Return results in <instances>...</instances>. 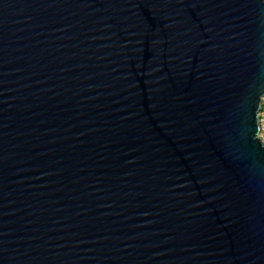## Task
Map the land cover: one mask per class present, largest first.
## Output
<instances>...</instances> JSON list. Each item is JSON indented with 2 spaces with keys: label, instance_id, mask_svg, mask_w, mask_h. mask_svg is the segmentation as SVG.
<instances>
[{
  "label": "water",
  "instance_id": "95a60500",
  "mask_svg": "<svg viewBox=\"0 0 264 264\" xmlns=\"http://www.w3.org/2000/svg\"><path fill=\"white\" fill-rule=\"evenodd\" d=\"M264 0H0V264H264Z\"/></svg>",
  "mask_w": 264,
  "mask_h": 264
},
{
  "label": "rangeland",
  "instance_id": "374dc122",
  "mask_svg": "<svg viewBox=\"0 0 264 264\" xmlns=\"http://www.w3.org/2000/svg\"><path fill=\"white\" fill-rule=\"evenodd\" d=\"M262 106L264 107V100ZM259 116H260V129H261L260 137L261 139H264V110L263 111L261 110Z\"/></svg>",
  "mask_w": 264,
  "mask_h": 264
},
{
  "label": "trees",
  "instance_id": "16d2710c",
  "mask_svg": "<svg viewBox=\"0 0 264 264\" xmlns=\"http://www.w3.org/2000/svg\"><path fill=\"white\" fill-rule=\"evenodd\" d=\"M264 110V107L262 106V111Z\"/></svg>",
  "mask_w": 264,
  "mask_h": 264
},
{
  "label": "built area",
  "instance_id": "2783aa9c",
  "mask_svg": "<svg viewBox=\"0 0 264 264\" xmlns=\"http://www.w3.org/2000/svg\"><path fill=\"white\" fill-rule=\"evenodd\" d=\"M264 140V139H263Z\"/></svg>",
  "mask_w": 264,
  "mask_h": 264
}]
</instances>
